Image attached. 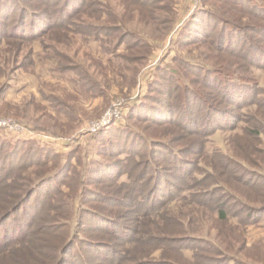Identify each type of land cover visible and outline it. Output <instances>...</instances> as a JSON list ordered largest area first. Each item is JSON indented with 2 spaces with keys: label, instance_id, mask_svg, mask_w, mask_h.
<instances>
[{
  "label": "rangeland",
  "instance_id": "374dc122",
  "mask_svg": "<svg viewBox=\"0 0 264 264\" xmlns=\"http://www.w3.org/2000/svg\"><path fill=\"white\" fill-rule=\"evenodd\" d=\"M19 1L25 8L39 14L33 25L44 33L31 39L11 36L16 23L21 33L20 28L27 29L29 21H26L24 11L11 14V6L0 0V13L10 12L9 19L0 18V33L6 35H0V121L9 124L0 126V135L30 143L23 146L22 161L36 155L34 145L50 148L58 156L47 164L37 165L36 169L21 170L14 167L6 156L7 149L0 147V178L9 173L4 179L8 185L12 184L11 194L28 190L41 176L56 170L59 177L65 173L64 182L71 183L76 177L80 183L76 193V186L61 184L62 202L56 201L53 208L40 207L41 202H50L53 191L50 183L34 190L35 195L24 210L26 219L34 212L36 214L39 207V213L26 234L29 242L22 247L12 242L6 249L0 247V264H33L34 260H39L36 253L48 251L47 247L55 243L62 242L64 246L73 238L70 233L75 228V211L72 210L74 218L69 222L60 220L68 225V238L66 226L46 230L50 225L46 222L48 217H44V221L41 213L48 212L50 217L61 213L63 201L68 209L69 205L76 206L80 189L87 201L93 197L87 188L110 197L95 196L87 207L105 216L120 217V224L130 229L145 230L146 238L172 241L168 246H160L154 241L152 245L132 249V261L128 259L122 264H135L133 255L140 256L139 263L227 264L230 260V264H264V215L259 212L264 208V106L233 109L232 105L231 109L236 112L233 128L224 125L202 135L173 125L155 126L143 118L147 115L149 95L161 97L157 107L168 104L172 110L174 107L170 102L178 99L177 92L185 84L205 99L226 106L224 99L217 97L218 92L213 93L210 87L202 84L203 67L231 73L235 81L250 89L258 87L261 91L256 90L257 94L264 98V68L220 54L215 44L194 36L190 26L194 15L201 9L239 26L259 29L264 21L217 0H151L155 3L148 5L137 0ZM250 1L264 8V0ZM73 10L77 13L71 15ZM211 25L206 30L204 26L203 32L212 29L213 22ZM215 36L212 34L211 38L216 40ZM249 37L264 46V34L259 35L261 40L252 32ZM117 41H121L120 44ZM137 112L142 116L141 120L130 116L132 113L137 115ZM114 114H118V118L115 119ZM111 115L113 117L109 119ZM106 118L109 120L103 124ZM127 123L151 144L154 140L164 144V148L152 145L155 156L160 153L167 158L171 156L170 150H174L182 159L192 161L191 166L186 165V173L201 177L202 181L189 192L194 196L210 187L212 191L207 200L199 196L194 202H178L174 197L166 199L165 209L169 217L165 218L166 214L162 220L144 221L133 212L132 204L127 203L131 194L119 186L120 180L115 182L113 178L115 163L124 156L117 155L118 147L128 148L129 144L126 133L115 139L110 129L125 128ZM260 126L263 129L254 136L252 131ZM133 140L145 143L140 135ZM142 144L138 148L139 156L132 164L143 163L148 148ZM69 156L72 157L69 159ZM153 160L154 165L164 172L171 170L173 177L185 174L180 169L173 171L166 167L163 164L166 162L160 158ZM64 165L70 166L69 172L62 171ZM151 179L146 175L145 185L139 186L142 196L151 191ZM164 179L161 181H169V186L175 183L176 190L183 185L172 177ZM90 182L94 183L89 185ZM2 187L0 183V199L7 193ZM71 194L74 196L66 200ZM220 212L225 214L224 218L220 217ZM21 214L16 215V222H21ZM82 217L87 221L81 234L83 237L110 243L118 251L130 248L109 227L108 220L88 216H81V220ZM12 225L7 221L1 228L13 234ZM174 242L184 248L183 257L176 251ZM194 254L198 258L196 263L192 261ZM100 255L116 259L110 253L101 252ZM100 255L85 251L91 264H100L101 260L97 259ZM63 256L69 264H77L73 252Z\"/></svg>",
  "mask_w": 264,
  "mask_h": 264
},
{
  "label": "trees",
  "instance_id": "16d2710c",
  "mask_svg": "<svg viewBox=\"0 0 264 264\" xmlns=\"http://www.w3.org/2000/svg\"><path fill=\"white\" fill-rule=\"evenodd\" d=\"M7 2L11 8V14L18 12H25V19L26 21H29V27L26 29L24 26L21 27V33L19 32L18 23L15 24L14 29L15 32L12 33L11 36H16L20 38H35L38 37V35L43 34L44 32H41L39 27L36 28V25L34 21L35 18L39 15L36 11L31 10L29 8H25L22 6V3L19 0H4ZM143 5H148V3H155L151 0H145V2H142V0H137ZM218 3H225L232 7H236L239 9L240 12H244L246 15H248L251 18H256L260 21H264V8L258 6L255 2L250 0H217ZM80 5V4H79ZM84 6V3L81 5ZM76 14L75 10H73L70 14L72 15ZM10 12L5 14V12L0 13V18L9 19ZM43 20V19H39ZM25 21V22H26ZM213 22L214 26L212 29L207 32H203L204 28L209 29L212 27L211 23ZM61 23V22H60ZM65 23V22H64ZM25 24V23H24ZM38 24V23H36ZM63 26V21H62ZM264 24V23H263ZM191 30L193 31L194 36L197 38H201L204 41L211 42L216 45L217 51H220V54L226 55L228 57H235L241 62H246L248 64L254 65L257 64L259 67L264 68V46L262 44H258L255 42V40L251 39L250 32L255 33L257 38H259V35L264 34V25H259V29L256 27H249V26H239L238 24L232 23L228 21L225 18H219L214 15V13H211L209 10L201 9L197 11V13L194 15L193 19L190 22ZM205 26V27H204ZM18 28V29H17ZM11 34V33H10ZM212 34H215L216 40H213L211 38ZM249 34V35H248ZM2 37L6 35H2ZM192 35V34H191ZM191 35L189 39L191 38ZM208 35V36H207ZM199 36V37H198ZM208 38V39H206ZM260 39V38H259ZM123 39H121L122 41ZM211 40V41H210ZM261 40V39H260ZM121 41H117L118 44H120ZM116 45L119 46V45ZM209 44V43H208ZM189 63H185V65H188ZM201 69L203 70V80L202 84L210 87L214 92H218L217 97L224 99L226 106L219 105V103H216L214 101H209L208 98H204L201 96V93H198L197 91L191 90L190 87L182 86L181 89L177 92L178 99H175V101L170 102L174 108L169 109V105L162 104V109H159L157 107L158 102H160L161 97H156L155 95H149L147 97L146 103L148 105L146 108L147 115H144L143 118H145L148 122L154 123L155 126H162L163 124L167 125H173L175 127H179L180 129H186V131H190V133L193 134H207L212 131L218 130V128H223L224 125L231 126L233 128V119L236 118V112L233 111V109H237L241 106L243 107H251L254 108L261 106H264V98L259 97L257 94L259 91L258 87H254V89H250L251 87H248L247 85L240 83L239 81H235V77L232 76L231 73L219 70L216 68H207L203 67ZM185 76V75H184ZM183 76V78H185ZM209 79L210 81H207ZM197 81V80H196ZM201 81V80H199ZM198 84V83H196ZM258 90V92L256 91ZM182 99V100H181ZM162 102V101H161ZM165 103V102H163ZM169 103V104H170ZM190 104V105H189ZM191 106L190 108L188 107ZM233 105V109H231ZM251 105V106H250ZM144 107V106H142ZM192 110V111H191ZM234 114V115H233ZM133 118H137L141 120L142 116L135 115V113H132ZM232 116V117H231ZM129 121V120H128ZM230 128V129H232ZM110 129V128H109ZM260 129V130H259ZM258 130L252 131L253 135L256 136L258 132L263 129L262 126L259 127ZM110 132L114 135L115 139H118V135L125 134L126 133V141L129 144L126 148H119V152H117V155L123 154L124 156L122 158H119L117 163H115L116 167L113 170V178L116 180H120L119 186L122 187L124 190L127 191V193L131 194L128 198L127 203H131L133 206V212L138 213L139 217L144 218V221H150V220H158V219H164L168 218V211L166 208V199H171L174 197V201H193L194 199L199 197H206L208 195H211V191L209 188L196 193V195H191L189 192V189H191L195 184H199L202 181L201 177H191L187 172L186 165H192V161H187L182 159L180 154L177 151L170 150L171 156L167 157L164 155L155 156L154 147L152 145H159L162 148H164V144L162 142L153 141L151 144V141L148 140L143 134H140L139 131L134 130V128L127 123L125 128H114L111 127ZM142 136L145 140V143L143 144L141 142L136 143L133 138L136 136ZM117 136V137H116ZM142 140V139H141ZM140 140V141H141ZM28 143V141L23 140H9L7 138H4L2 135H0V147L2 149H7L6 156L11 159V162L14 163V167L18 166L21 170H24L28 167H32L33 169L37 168V165L40 167L44 164L49 163V160L51 158H57V154L53 152L50 148H42L37 145L35 146V154L34 156L27 158L22 161V155L21 152L23 150V146ZM114 144V143H113ZM141 144L148 148L147 154L145 158L143 159V163H138L137 165L132 164L133 159H135L138 154L140 153L138 151V148L141 147ZM123 146V145H120ZM33 149V147H32ZM72 157V156H71ZM69 156V159L71 158ZM162 157V158H161ZM164 157V158H163ZM153 158H160L161 161H165L166 163H163L166 167L170 169H179L181 171H184L185 174H178L173 177V173L171 170H169V173L164 172V170L161 168L159 169L154 165ZM10 162V163H11ZM106 164L103 163V166ZM131 165V166H129ZM185 166V167H184ZM63 167V166H62ZM139 167V168H138ZM70 166L64 165L62 171L69 172ZM61 170V169H60ZM163 170V171H162ZM174 171V170H173ZM1 172V170H0ZM145 172V173H143ZM59 172L53 171L48 173L45 177L41 176L36 183L33 184V186H30V188L26 191H21L19 194L12 193L11 194V188L12 184L8 185L4 178L9 176V173H5L6 177L0 178V183L2 184V188L7 189V193L5 195H1L0 199V243L2 244L0 247H3L4 249L8 248V245L12 243H18V247H22L23 245L27 244L29 242V239L26 238V234L28 231V228H30L31 224H33V219L38 215L39 213V207H37L36 214H32L29 216V218L24 219L25 213L24 210L26 209V205L28 204L29 200L35 195L34 190L42 185L46 184V182L50 183L53 187V191L50 196V202H41L40 207H50L53 208V206L56 204V201L62 202L60 198L61 190L60 185L65 183L66 187H72L76 186L74 188L75 193L77 191V185L78 179L73 178L71 183H67V180L64 182V178L66 177L65 173H63V176L59 177ZM168 174V177H172L173 180L181 181L183 182V185L180 187L179 190H176L177 185L175 183L173 185L169 186V181L167 183L162 182L165 177V179H168L166 176ZM150 175L151 180L153 182V187L150 192L141 195L140 187L145 185V176ZM59 177V178H58ZM164 179V180H165ZM75 180V183H74ZM149 180V179H148ZM67 183V184H66ZM94 182H90L89 185H92ZM26 185H22L21 187H24ZM163 186V188H162ZM21 188L20 190H22ZM175 189V190H174ZM88 193L91 194L93 197H90L86 200L85 195L82 193V189L78 191V203L76 206L69 205V209L66 207L65 202L63 201V208L61 213H58L57 215L51 216L48 214V212L42 211V215L40 216L43 220L44 217H48V220L46 221L48 226H46V230H50L54 227H62L64 228L66 226L67 237L72 235L73 238L68 239L65 245L63 246V243H55L51 247H47L48 251H44L39 254V260H34L33 264H69V261H66V257L63 256L66 255L68 252H73L74 258L76 259L77 264H91L88 259L85 257V251L87 249L88 253L97 254L100 255L101 252L110 253V255H114L116 259H106L107 257H103L102 255L97 258L98 260H101L100 264H122L126 263L128 259H130L131 250H137L138 248L144 247L145 245H152L155 243L160 244V246H168L172 241L167 238H159V237H151L153 240L150 242H147L148 239L146 238L145 230L141 229H130L127 226H124L120 224L119 221H121V218L117 216V218H112L109 216H105L103 213L97 211L94 208L87 207L86 204L92 202L95 200L96 197H101L103 199H110L108 195L101 193L97 190L89 189L87 188ZM74 193V192H73ZM74 196V194L67 196L66 200L71 199ZM96 196V197H95ZM113 200H117L113 197ZM119 200V199H118ZM207 200V199H206ZM48 203V204H46ZM55 210V207L54 209ZM72 210L75 211V228L74 230H71L70 235L68 236V225L66 223L60 222V220H64L65 222H69L74 216L72 215ZM36 211V210H35ZM23 212V214H21ZM70 212V213H69ZM168 212V213H167ZM259 212L264 215V208H261ZM21 214V222H16L15 218L17 214ZM221 218H224L225 214L223 212L219 213ZM81 216H88L91 219H94L95 217L104 218L105 220H108L109 227L116 231L118 233L119 238H122L125 241V244L130 246V248L127 251H118L117 247L111 245L110 243L105 242H99L87 239L81 235L87 226L86 219L81 220ZM23 217V218H22ZM7 221H10L13 223L11 232L13 234H9L7 230H3V226ZM14 221L16 223H14ZM25 222V223H24ZM42 222V221H41ZM60 222V223H58ZM19 224H24L25 226L21 227ZM108 224V223H107ZM180 222L178 223V226H180ZM32 233V232H31ZM44 242H47L46 240H43ZM174 246L178 254L183 257L182 250L184 248L179 247V245L174 242ZM86 249H85V248ZM110 249V250H109ZM5 252V251H4ZM144 254V253H143ZM1 256V255H0ZM138 255H133V261L135 260V264H157V263H139ZM65 258V259H64ZM198 259V258H197ZM196 255H193L192 261L196 263L197 261ZM131 260V259H130ZM132 261V260H131ZM230 260L227 261V264ZM158 264H168V263H158ZM233 264H236L234 262Z\"/></svg>",
  "mask_w": 264,
  "mask_h": 264
},
{
  "label": "built area",
  "instance_id": "2783aa9c",
  "mask_svg": "<svg viewBox=\"0 0 264 264\" xmlns=\"http://www.w3.org/2000/svg\"><path fill=\"white\" fill-rule=\"evenodd\" d=\"M114 115H116V116H115V119L118 118V117H117L118 114H114ZM111 117H113V115H111V116L109 117V119H110ZM109 119L106 118V119L104 120V123H103V124H105V123L107 122V120H109ZM0 126H1V127H2V126H3V127H7V126H9V124H8L7 122H5V121H0Z\"/></svg>",
  "mask_w": 264,
  "mask_h": 264
}]
</instances>
